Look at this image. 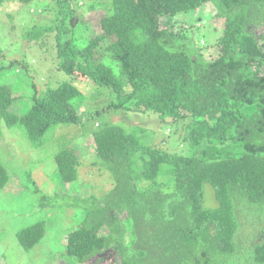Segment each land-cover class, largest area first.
Returning a JSON list of instances; mask_svg holds the SVG:
<instances>
[{
  "label": "trees",
  "instance_id": "obj_1",
  "mask_svg": "<svg viewBox=\"0 0 264 264\" xmlns=\"http://www.w3.org/2000/svg\"><path fill=\"white\" fill-rule=\"evenodd\" d=\"M53 1L64 29L72 0ZM110 2L111 12L99 17L98 32L83 48L56 34L59 68L112 90L116 102L108 108L152 111L169 122L188 118L190 147L204 150L177 155L142 144L118 125L95 130L92 165L105 168L113 186L100 198L89 197L82 220L67 234L69 263H99L115 251L117 264H264V224L257 242L244 247L239 240L240 218L251 223L249 215H264V0ZM210 3L221 35L217 55L206 59L178 48L182 36L171 19ZM105 55L117 73L102 63ZM11 91L0 84V119L7 127L22 125L32 142L56 124L80 121L72 103L80 92L69 82L34 94L23 115L11 110ZM231 143H241L243 154L202 157ZM54 162L60 180L75 181L72 147L56 153ZM7 180L0 163V188ZM204 184L214 190V208L202 204ZM44 234L37 222L16 238L29 251Z\"/></svg>",
  "mask_w": 264,
  "mask_h": 264
},
{
  "label": "rangeland",
  "instance_id": "obj_2",
  "mask_svg": "<svg viewBox=\"0 0 264 264\" xmlns=\"http://www.w3.org/2000/svg\"><path fill=\"white\" fill-rule=\"evenodd\" d=\"M110 1L72 0L64 29L58 28L61 15L53 0H5L1 4L0 84L12 90L15 100L11 110L23 115L34 94L69 82L80 92L72 101L80 121L56 124L41 140L32 142L22 125L7 127L0 119V163L8 173L7 184L0 188V264H70L65 254L67 234L82 220L89 197L100 198L113 186L110 173L92 165L96 158L91 134L102 126L118 125L136 134L142 144L172 154H201L204 150L203 146L197 150L190 147L188 118L169 122L152 111L108 108L116 102L112 90L59 68L56 34L60 33L61 40L71 39L73 47L83 48L98 32L99 17L111 12ZM215 13L212 3L193 13H176L171 22L173 30L182 36L178 48L194 49L206 59L215 57L221 35ZM102 63L117 73L109 56L105 55ZM66 147H72L78 156L77 178L70 183L60 180L54 162V155ZM243 152L241 143H231L209 148L202 157L218 160ZM202 204L206 208L218 204L208 184L202 187ZM252 215L248 218L251 223L240 218L243 226L239 240L244 247L259 240L264 224L263 213ZM37 222H43L45 234L24 251L16 232ZM250 235H254L253 240ZM115 253L108 251L102 262L93 258L82 264H117Z\"/></svg>",
  "mask_w": 264,
  "mask_h": 264
}]
</instances>
